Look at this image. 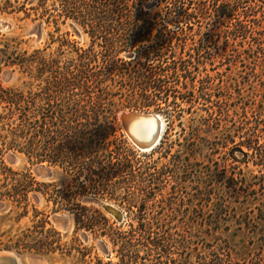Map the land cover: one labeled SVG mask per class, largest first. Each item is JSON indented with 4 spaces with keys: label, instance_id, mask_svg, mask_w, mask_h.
I'll use <instances>...</instances> for the list:
<instances>
[{
    "label": "rangeland",
    "instance_id": "374dc122",
    "mask_svg": "<svg viewBox=\"0 0 264 264\" xmlns=\"http://www.w3.org/2000/svg\"><path fill=\"white\" fill-rule=\"evenodd\" d=\"M56 1L0 0V17L11 24L10 28L0 31V97H4L0 99V249L24 255L25 264H94L95 260L90 261L96 255L104 261L109 260L100 243L105 239L111 259L117 261L119 243L113 244L118 238L116 232L118 229L129 231L128 224L124 222L139 216L136 205L147 202L148 206H155L152 216L162 215V204L166 207L163 213L167 212L175 219L204 220L217 215L221 210L220 205L231 207L236 203V178L242 195L245 196L247 191L250 193L245 208H241L243 214L240 219L243 223L252 219L251 222H255L257 227L244 224L238 231H233L231 241L236 252L231 255L203 247L193 257L202 259V263L204 260L230 258L241 259L239 264H254L252 260L261 253L249 245V241L255 235H264V111L261 115H254L258 112L255 108L245 109L255 95L257 108H260V104L264 106V83L256 79L250 83H237L235 52L230 47L231 41L227 44L224 37L217 35L220 28L215 25L221 23L194 25L196 39L187 41L183 54L184 58L189 59V53H196L200 46L199 34H215L207 44L211 55L205 53L201 58L196 81L198 85L206 84L207 88L203 90L205 98L196 96L185 101L179 98V105L171 106L174 108L172 117L164 110H139L159 113L165 120L162 138L152 150H140L122 128L119 112L129 108L118 111L114 135L109 136L106 144L110 149H129L127 152L134 160L137 175L149 163L152 168L148 173L154 178L150 179L153 188L150 193L146 194L145 190L114 200L93 193L104 186L120 187V178L113 171L110 172L112 169L108 166L105 168L100 164L101 153L80 156L75 167L67 157H48L52 149H48L46 142L51 138L45 135V129L52 126L51 110L58 105H64V108L75 104L84 109L89 107L84 84L76 89L75 102L67 97L58 101L52 97L47 99V94H55L51 73L55 64L65 66L72 62H83V56L92 48L89 35L82 29L76 32L70 25V18L66 19V23L63 22L65 18L57 21L59 13ZM166 4L167 1L162 0L160 5H154L149 10L154 13ZM13 10L15 12H9ZM260 18L261 13L258 12ZM161 27L171 34H179L182 29L190 31L185 24L178 26L166 22L165 28ZM220 27L226 28L225 25ZM176 48L179 50V45ZM95 50L100 51L101 47L96 46ZM133 62H136L135 59ZM238 79L242 80V77ZM20 94L25 99L19 100ZM30 97L36 100H30ZM10 102L39 107L36 110L39 111V123L24 125L20 116L22 110L18 109L14 110V118H10L11 112L4 108L11 105ZM42 122L46 125H41ZM39 126L41 132L34 135ZM50 128L56 130V126ZM79 128L84 133L76 137V144L86 143L88 138H93L85 134L90 129L85 125V120L81 121ZM93 128L91 126V131ZM106 129L110 132V128ZM21 132L27 140L39 141L34 152L41 154L43 162L34 163V159L30 160L26 155L25 151H29V147L23 144L26 139L15 136V133ZM250 133H254L259 141L263 154L250 152L246 156L242 152L248 150ZM53 135L56 137L54 145L63 143L65 152H68L66 147L71 146V139L67 135ZM11 142L19 143V148L7 150L6 145ZM52 159L60 161L54 162ZM85 163L92 170L83 169L82 164ZM37 165L43 166V170L37 171ZM162 170L164 174H161ZM130 183L132 185L134 181L130 180ZM145 183H142L143 187ZM7 192L13 193L14 197L4 195ZM257 193L259 198L255 199ZM86 196H98L119 207L124 213L123 221H118L101 207L87 203L84 200ZM121 198L124 202H120ZM240 201L239 204L245 203L244 197L241 196ZM130 205L132 210L128 208ZM230 210L225 207V211ZM57 214L69 216L65 228L63 223L54 219ZM104 231L108 235H102ZM205 241L209 243V240Z\"/></svg>",
    "mask_w": 264,
    "mask_h": 264
},
{
    "label": "trees",
    "instance_id": "16d2710c",
    "mask_svg": "<svg viewBox=\"0 0 264 264\" xmlns=\"http://www.w3.org/2000/svg\"><path fill=\"white\" fill-rule=\"evenodd\" d=\"M160 1L162 0L56 1L59 13L57 21L65 18L63 22L66 23V19L70 18V25L76 32L82 29L89 35L92 48L86 56H83L85 59L83 62H72L65 66L55 64V69L51 72L55 94H47V99L52 97L58 101L67 97L75 102L77 95L75 91L84 84L88 92L89 107L84 109L75 104L64 108V105H58L51 110L50 124L56 126V130H51L52 126L45 129V135L51 138V141L46 142L48 149H52L48 157H67L70 159V164L75 167L80 156L101 153L100 164L105 168L108 166L112 169L110 172L113 171L120 178V187L104 186L93 193L109 199L119 200V196L135 195L145 190L148 194L153 189L150 179L154 176L148 173L152 168L149 163H146L144 168L142 166L143 172L137 175L134 170V160L127 152L129 149L119 147L110 149L106 144L109 136L114 135L118 111L123 108L143 111L154 108L156 111L164 110L169 117H172L174 108L171 106L179 105V98L183 101L196 96L205 98L203 90L207 88L206 84L198 85L196 81L199 65L202 63L201 58L205 53L211 55L207 50V44L215 34H199L200 46L195 50L196 53H189V59H186L183 56L185 45L188 40L196 39V33L193 32L194 25H203L205 22L209 25L218 22L221 23L220 25H225V29L220 25L215 26L220 28L217 34L219 38L224 37L227 44L231 41L230 47L235 52L237 83L239 85L250 83L249 81L253 79L262 80L260 83H264V0H164L167 1L165 7H160L154 13L150 12L149 8L160 5ZM9 12L13 13L15 10ZM258 12L261 13L260 19ZM213 17L216 19L213 20ZM166 22L178 26L185 24L190 31L182 29L179 34H171L161 27L165 28ZM176 45H179V50ZM96 46H100L101 50H95ZM126 57L132 59L125 60ZM238 77H242V80ZM18 97L19 100L25 99L22 94ZM30 100L35 101L36 98L30 97ZM10 103L11 105L4 107L11 112L10 118H14L16 114L14 110L18 109L22 110L20 116L24 125L39 123V111H36L39 107L33 104ZM256 104L255 95L248 102L245 110L255 108L258 112L254 115H261L264 106L260 104V108H257ZM82 120H85V125L90 128L85 134L88 133L93 138H88L86 143L79 142V145L76 144L78 143L76 137L84 133L79 128ZM246 121L248 124L251 123L248 117ZM91 126L94 127L92 131ZM106 127L110 128V132ZM38 128L34 135L41 132V126ZM22 132L15 133V136L26 139V135ZM254 133L249 134L248 150L242 151L246 156L250 155V152L263 154ZM53 134L67 135L71 139L69 140L71 146L66 147L68 152H65L63 143L58 142L54 145L56 137L54 138ZM38 143L39 141L32 139H26L23 143L25 147H29V151L25 153L30 160L34 159V163L44 161L40 159V153L34 152ZM19 146V143L11 142L5 148L17 149ZM53 152L57 154L54 155ZM52 161L57 162L60 159H52ZM87 164H82V168L92 170ZM164 172L162 170L161 174ZM130 180L134 181V184L131 185ZM234 180L236 203L231 207L220 205L221 210L217 215L204 220L175 219L167 212L163 213L166 207L162 204H160L162 215L152 216L155 206L141 202L136 205L138 213L140 212L139 216L124 222L128 224L129 231L118 229L116 232L118 238L113 244L119 243L118 260L111 259L108 243L103 239L100 243L109 260L104 261L96 255L90 262L95 260L94 264H239L241 259L216 258L212 261L204 260L202 263V259L193 257V254L203 247L231 255L236 252L231 241L233 231H238L244 224L257 227L255 222H251L252 219L244 223L240 219V215L243 214L241 208H245L250 193L247 191L245 196L242 195L238 179ZM143 182H146L144 187ZM4 195L14 197V194L9 192ZM241 196L244 197L243 204H239ZM257 196L258 193L255 199L259 198ZM120 202L124 200L121 198ZM131 206L128 208L132 210ZM225 207L231 210L227 212ZM89 228L92 229L91 226ZM102 235L108 233L104 231ZM205 239L209 240V243ZM250 244L261 253L252 262L264 264V235H255L250 239Z\"/></svg>",
    "mask_w": 264,
    "mask_h": 264
},
{
    "label": "water",
    "instance_id": "95a60500",
    "mask_svg": "<svg viewBox=\"0 0 264 264\" xmlns=\"http://www.w3.org/2000/svg\"><path fill=\"white\" fill-rule=\"evenodd\" d=\"M11 24L2 19L0 17V31L2 29L10 28ZM119 120L121 123L122 128L124 129L126 135L129 137V139L142 151H149L152 150L161 140L162 135L160 134L161 130V123L162 120H164V117L155 112H143L139 110H132V109H125L121 110L119 112ZM153 118L158 127L156 133L152 136V138L148 141H143L140 139L135 131L134 127L138 123L143 122L146 119ZM165 121V120H164ZM163 134V133H162ZM43 166L37 165L35 169L43 170ZM45 170V169H44ZM87 203L95 204L99 207H101L104 211L107 213L112 214L118 221H123L124 219V213L123 211L114 205L113 203H110L98 196H86L84 199ZM68 215H55L54 219L58 221L59 223H63L64 228L66 227L68 223ZM25 256L22 254L13 253L10 251L2 250L0 249V264H25Z\"/></svg>",
    "mask_w": 264,
    "mask_h": 264
},
{
    "label": "bare ground",
    "instance_id": "6f19581e",
    "mask_svg": "<svg viewBox=\"0 0 264 264\" xmlns=\"http://www.w3.org/2000/svg\"><path fill=\"white\" fill-rule=\"evenodd\" d=\"M161 132L160 134L162 135L163 130H164V120H162L161 123ZM157 123L153 118L150 119H146L141 123H138L137 125H135L134 127V131L136 133V135L142 139L143 141H148L152 138V136L156 133L157 131Z\"/></svg>",
    "mask_w": 264,
    "mask_h": 264
}]
</instances>
